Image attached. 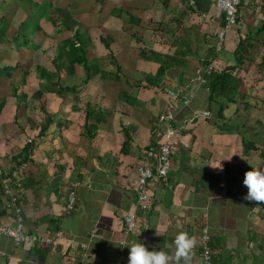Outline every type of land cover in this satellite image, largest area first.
Segmentation results:
<instances>
[{
  "label": "crops",
  "instance_id": "0c3cea01",
  "mask_svg": "<svg viewBox=\"0 0 264 264\" xmlns=\"http://www.w3.org/2000/svg\"><path fill=\"white\" fill-rule=\"evenodd\" d=\"M240 20L216 52L225 22L216 0H0V169L26 163L19 205L34 238L16 244L0 231V264H128L127 245L170 252L182 231L197 241L192 264L205 227L213 264H264V204L243 199L244 173L264 169V0H243ZM241 37L250 105L229 103L225 115L243 127L219 131L217 103L197 78L203 60L234 65ZM69 41L82 61L72 62ZM161 114L184 144L173 147L167 182H151L144 211L137 168L154 161L146 150L165 128ZM220 160L223 171L210 166ZM4 200L0 180V225L14 227Z\"/></svg>",
  "mask_w": 264,
  "mask_h": 264
},
{
  "label": "built area",
  "instance_id": "2783aa9c",
  "mask_svg": "<svg viewBox=\"0 0 264 264\" xmlns=\"http://www.w3.org/2000/svg\"><path fill=\"white\" fill-rule=\"evenodd\" d=\"M243 0H216V6L224 13L225 24L223 29L217 33L218 42L215 46L216 51H220L224 44L225 33L231 28L239 25L240 16L239 8ZM212 67L209 65L206 71L209 72ZM199 82H205L202 76L198 75ZM171 95H177L165 89ZM186 101V100H185ZM167 114H161L159 120L165 123V128H156L153 131L154 144L146 150V155L154 158L148 164L141 165L137 168L138 177L136 182V200L137 204L144 210L148 211L153 204V194L150 184L152 181L167 182L170 158L175 144L182 143L184 140L179 138V127L173 126L169 121ZM28 141H31L30 139ZM26 168L24 161L18 162L11 169L5 171L0 169V180L2 182V195L4 196V206L6 209L13 211L16 217L14 227L7 224L0 225V231L10 236L16 244L33 241V236L24 232V224L21 216V207L19 205L20 189L18 181L22 176V172ZM76 201L74 190H70L66 197L65 211L70 213L73 211ZM136 228V216L133 212H128L124 216L123 232L124 234H132ZM50 241L49 238L46 239ZM133 240H131L132 242ZM120 240V243H124ZM84 247L85 244H82ZM192 264H213L212 248L209 243V235L207 228H203L200 235V246L198 259Z\"/></svg>",
  "mask_w": 264,
  "mask_h": 264
},
{
  "label": "trees",
  "instance_id": "16d2710c",
  "mask_svg": "<svg viewBox=\"0 0 264 264\" xmlns=\"http://www.w3.org/2000/svg\"><path fill=\"white\" fill-rule=\"evenodd\" d=\"M239 16H240V8H239ZM245 39L246 38L244 37L239 38L237 47L234 51L235 61H236L234 65H226L221 70L218 69L216 70L215 68L212 67V70L207 72L206 68L210 65L208 64L210 60L209 59L203 60V64H206V66H203L204 68L202 70V77L205 79V82H203L202 85L208 91V102L217 103V112H216L217 119L214 122V125L219 131H229L232 129L238 130L239 127H243L242 124L238 122L234 123L233 121L230 120L229 117L225 115L224 111L226 107L229 105V103H237L239 101H244L246 103L245 107H248L250 105V103L246 101L247 94L245 89L243 88L244 86L243 78L239 74L241 70L247 71L246 68L243 67L244 62L248 59L246 56V52L248 50ZM103 41L104 40L102 39V42ZM104 43L106 45V42ZM67 45H69V47L71 46V50H73L74 56L76 57L73 58L72 62H76V61L80 62V60L82 61V58L84 57L82 46L76 47L71 41L67 42ZM215 46L213 48L214 51H216ZM167 59L168 56L165 55L164 61H166ZM90 77L91 74L87 73L86 80ZM145 77L148 80H150V82H152V80L156 78V76H152L150 74H146ZM177 95L179 94L177 93ZM1 106L2 103H0V108ZM243 141L245 147L255 146L256 144V141L251 142L250 143L251 145L248 143V141H245V139H243ZM125 144H127V140L124 142L123 146H125Z\"/></svg>",
  "mask_w": 264,
  "mask_h": 264
},
{
  "label": "clouds",
  "instance_id": "9594fccd",
  "mask_svg": "<svg viewBox=\"0 0 264 264\" xmlns=\"http://www.w3.org/2000/svg\"><path fill=\"white\" fill-rule=\"evenodd\" d=\"M231 156L223 159L230 160ZM222 160V159H221ZM221 160L210 165L223 171ZM243 185L247 188L244 200L256 204H264V169L251 167L244 173ZM139 234V233H138ZM197 241L187 232H179L174 239V247L170 252L164 250H149L143 243L134 241L129 247L128 264H189Z\"/></svg>",
  "mask_w": 264,
  "mask_h": 264
}]
</instances>
